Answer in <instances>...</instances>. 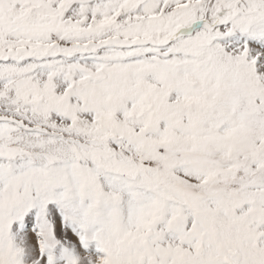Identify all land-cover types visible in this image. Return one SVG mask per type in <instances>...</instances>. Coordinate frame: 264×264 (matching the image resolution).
Wrapping results in <instances>:
<instances>
[{"label": "snow or ice", "instance_id": "snow-or-ice-1", "mask_svg": "<svg viewBox=\"0 0 264 264\" xmlns=\"http://www.w3.org/2000/svg\"><path fill=\"white\" fill-rule=\"evenodd\" d=\"M0 264H264V0H0Z\"/></svg>", "mask_w": 264, "mask_h": 264}]
</instances>
